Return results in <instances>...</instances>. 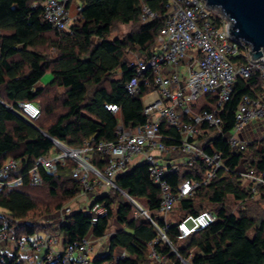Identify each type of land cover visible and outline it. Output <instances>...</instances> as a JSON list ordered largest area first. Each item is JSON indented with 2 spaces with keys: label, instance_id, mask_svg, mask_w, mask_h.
I'll return each mask as SVG.
<instances>
[{
  "label": "trees",
  "instance_id": "1",
  "mask_svg": "<svg viewBox=\"0 0 264 264\" xmlns=\"http://www.w3.org/2000/svg\"><path fill=\"white\" fill-rule=\"evenodd\" d=\"M42 1L0 0V168L12 158L17 165L9 170L6 178L23 176L21 185L0 189L3 210L0 231L10 229L17 237L25 236L28 241L53 227L51 223L38 222L40 216L59 210L64 202H70L81 191L80 183L71 176L73 163L70 160L58 164L55 173L41 170L40 185L28 182L27 170L37 157L52 152L55 147L52 139L74 147L86 141L96 144L114 140L119 122L131 128L145 123L142 98L148 89L141 84L137 95L127 93L125 84L132 76V69L128 67L126 53L147 55L163 26L167 2L75 0L82 9L71 32H65L54 29L44 19L39 6ZM34 2L37 4L32 7ZM143 4L157 11L159 17L142 22ZM118 23L135 24V27L122 37L110 39L108 36ZM42 47L52 48L55 55L50 57L40 51ZM233 60L239 64L246 62L242 55ZM47 72L52 76L51 81L38 86ZM55 88H62L64 92L57 95ZM261 90L258 71L248 78L238 77L219 112L223 121L221 129L206 124L201 126L205 148L219 150L228 171L220 170L194 194L180 198L172 212L179 217L211 210L216 219L208 227L179 238L176 228L179 218L176 221L167 219L169 243L161 240L158 228H162L165 221L156 216L160 189L153 183L146 165L140 163L118 175L116 183L148 209L158 228L145 216L134 218L129 201L120 191L110 189L96 198L107 206L106 217L92 224L91 217L78 210L68 213L64 221L58 223L54 229L61 237V246L77 244L88 235L97 239L104 237L110 219L114 218L120 227L108 236L106 252L91 255V264H157L149 255L150 245L175 264H181L179 257L189 259L191 264H264V219L256 222L249 211V204L264 200V186H259L256 196L251 198L246 183L234 171L243 157L247 167L264 171V140L252 141L245 151L233 152L223 137V132L233 126L234 112L242 96H254ZM21 101L38 103L40 116L27 120L18 114ZM105 104L117 105L118 111L112 113ZM161 129L175 142L178 140L176 129L164 126ZM92 162L99 169L104 166L96 151ZM204 168V163L197 161L189 169L168 175V182L175 189L180 180L200 178ZM233 206L239 208L237 212H231ZM180 239L183 244L177 246ZM118 250H123L125 256L116 260L115 251ZM0 264L25 263L18 248L14 247L9 252L0 250Z\"/></svg>",
  "mask_w": 264,
  "mask_h": 264
},
{
  "label": "built area",
  "instance_id": "2",
  "mask_svg": "<svg viewBox=\"0 0 264 264\" xmlns=\"http://www.w3.org/2000/svg\"><path fill=\"white\" fill-rule=\"evenodd\" d=\"M36 4L34 2L32 7ZM39 6L44 19L54 29L65 32H71L72 24L82 9L81 4H76V12H73L71 0H43ZM165 8L163 26L156 36L154 46L147 55H137L128 62L132 76L125 84L127 93L130 96L137 95L141 84L148 89L142 98L143 112L147 117L145 123L131 128L119 122L114 140L99 141L96 144L86 141L74 147L54 139L55 154L37 157L26 172L28 182L37 186L42 183L41 170L55 173L58 164L72 161L70 173L80 183L81 191L60 209V223L68 213L78 210L88 214L92 224L106 217L107 206L96 198L110 189H116L131 204L134 218L145 216L157 227L148 209L122 191L116 183L118 175L143 163L153 183L160 189V206L156 216L163 218L165 225L157 228L160 239L169 243L166 236L170 226L167 214L175 209L179 199L194 194L202 184L215 178L220 170L228 171L223 164L221 152L215 148L210 151L205 148L201 126L206 124L207 127L221 129L223 121L219 112L229 99L237 78H248L254 71H258L262 90L254 96H242L234 112L233 126L223 132V137L233 152L245 151L250 142L264 140V56L252 60L251 46L241 39L233 38L228 31L229 19L218 9L208 6L205 0H167ZM210 9L217 13L216 20ZM157 17V11H152L146 4L142 5V22ZM215 22L219 24L218 27ZM240 55L246 60L243 64L233 60ZM200 95H205V101L198 108L196 100ZM18 107L17 113L27 120H35L40 116L41 108L36 102L21 101ZM105 107L112 113L118 111L115 104H105ZM162 126L176 129L178 140L175 142L170 135L162 132ZM95 151L104 162L102 169L92 162ZM197 161L205 165L200 178L180 180L174 189L168 182V175L183 168L189 169ZM16 165L17 161L9 158L0 168V189L22 184L21 175L14 179L5 176ZM234 171L246 183L247 192L254 198L258 187L264 186V171L247 167L245 157L241 158ZM96 187L103 190L94 199L85 204L78 201V197L93 192ZM215 219L211 210L179 216L176 222L178 236L186 238L205 229ZM98 240L88 235L77 244H68L65 248L59 244L56 249L53 246L56 242L50 236L28 241L25 236L17 237L12 230L4 229L0 231V250L5 251V248L12 246L24 252L38 246L44 248V264L54 261L61 264H91L94 244ZM172 250L178 255L175 248ZM149 255L157 264H175L152 245ZM124 256L125 252L120 250L115 258L118 260ZM179 260L181 264H191L189 259L179 257Z\"/></svg>",
  "mask_w": 264,
  "mask_h": 264
},
{
  "label": "rangeland",
  "instance_id": "3",
  "mask_svg": "<svg viewBox=\"0 0 264 264\" xmlns=\"http://www.w3.org/2000/svg\"><path fill=\"white\" fill-rule=\"evenodd\" d=\"M76 4H80L78 3V1H75L73 0L72 1V8H73V12H76L75 11V6ZM210 13L212 14L214 20H216L217 18V13H215L213 10H209ZM137 26V24H136ZM215 26L218 27L219 24L217 22H215ZM135 27V24H132V25H128V24H116L114 26V29L112 30V32L110 33V35L108 36L110 39L112 38H115V37H122L124 36L126 33H128L130 30H132L133 28ZM40 51L42 52H45L47 55H49L50 57H53L55 55L54 53V50L50 47H42L39 49ZM189 53H194L193 51H189ZM137 56V54L135 52H128L126 53V59L128 60V62L132 61L135 59V57ZM120 75H115V77H119ZM51 74L49 72L45 73L39 80L38 82V86H44L46 85L47 83H49L51 81ZM56 92L57 95H61L63 92H64V89L62 88H55L54 90V93ZM201 97L199 99L196 100V103L198 105V108L201 107L202 103L205 101V95H200ZM55 154L54 152V149L52 150V152H50L49 155L53 156ZM103 189L99 188V187H96V189L85 195V196H81V197H78V201H80L82 204H85V203H88L90 202L92 199H94L97 194L99 192H101ZM69 204V202H64L63 203V206ZM62 206V207H63ZM249 207L251 208L249 211H250V214L251 216L254 217L255 221L256 222H259L261 219H264V200L256 203V204H249ZM61 209V208H60ZM59 210L55 211L54 213H50V214H47V215H42L40 216L37 221L42 223V224H53V227L52 228H48V229H45L44 232H40L41 234H43L42 236L43 237H46V236H50V238L56 242L57 244H60L61 243V237L60 235H58L57 232H55V229L57 226H58V223L60 224V222L58 221L59 218H60V215H59ZM239 208L233 206L231 208V212H237ZM244 209V208H243ZM178 215L176 213H173V212H169L167 214V219L168 220H172V221H176L178 220ZM120 225L118 224V222L113 218V219H110L109 221V226L106 230V234L104 237H102V239H100V242L97 241V243L95 244V252L92 254V255H96L97 253H100V252H106L107 251V238H108V234H110V232H113L115 231L117 228H119ZM252 233V231L250 232ZM249 233V234H250ZM39 234V233H38ZM183 244V240L180 239L176 242V245L179 246ZM56 249L58 248L57 246L53 245ZM12 250V248L10 249ZM9 250V251H10ZM43 252L44 250L41 249L39 250L37 256L35 257V259H32V260H29V262L26 260V257L28 256H23V260H24V263L25 264H44L42 261H40V258H42L43 256ZM120 254V251H115V256H118ZM31 257H29L30 259Z\"/></svg>",
  "mask_w": 264,
  "mask_h": 264
},
{
  "label": "water",
  "instance_id": "4",
  "mask_svg": "<svg viewBox=\"0 0 264 264\" xmlns=\"http://www.w3.org/2000/svg\"><path fill=\"white\" fill-rule=\"evenodd\" d=\"M229 19V34L251 46L250 58L264 56V0H205ZM54 141V139H52Z\"/></svg>",
  "mask_w": 264,
  "mask_h": 264
},
{
  "label": "crops",
  "instance_id": "5",
  "mask_svg": "<svg viewBox=\"0 0 264 264\" xmlns=\"http://www.w3.org/2000/svg\"><path fill=\"white\" fill-rule=\"evenodd\" d=\"M73 206L75 207L76 205L75 204H73ZM43 234H41V233H39L36 237H41ZM35 237V238H36ZM102 239V238H101ZM99 242H100V239L98 240ZM56 246L57 245H59V244H55ZM61 245V244H60ZM58 248H59V246H57ZM12 248V246L11 247H9V248H5V251H7V252H9V250ZM107 248V247H106ZM41 249H43L44 250V248L43 247H31V248H29L27 251H24V252H20V254H21V256L23 257V256H28V257H26V260L29 262V260H32V259H35V257L37 256V254H38V252H39V250H41ZM95 252V244H94V251L92 252V253H94ZM105 252V251H104ZM103 252V253H104ZM29 257H31L30 259H29ZM40 261H41V258H40Z\"/></svg>",
  "mask_w": 264,
  "mask_h": 264
}]
</instances>
